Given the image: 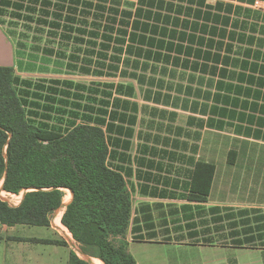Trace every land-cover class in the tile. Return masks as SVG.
Wrapping results in <instances>:
<instances>
[{
    "label": "crops",
    "instance_id": "0c3cea01",
    "mask_svg": "<svg viewBox=\"0 0 264 264\" xmlns=\"http://www.w3.org/2000/svg\"><path fill=\"white\" fill-rule=\"evenodd\" d=\"M6 1L0 16L12 15ZM88 1V16L62 13L73 29L0 22V67L15 69L28 120L104 131L131 195L137 264L152 248L166 264H264V0H105L103 29ZM199 164L215 169L207 194ZM5 178L0 200L17 208L28 191L6 192ZM64 202L48 227L0 220V264H69L71 252L104 264L76 246Z\"/></svg>",
    "mask_w": 264,
    "mask_h": 264
},
{
    "label": "trees",
    "instance_id": "16d2710c",
    "mask_svg": "<svg viewBox=\"0 0 264 264\" xmlns=\"http://www.w3.org/2000/svg\"><path fill=\"white\" fill-rule=\"evenodd\" d=\"M104 2L97 0L94 29H103ZM5 5L12 8L16 20L54 29L61 26L57 20L64 18L63 12L79 11L73 6H83L79 13L85 16L93 7L88 0H8ZM64 19L69 24L65 29H73L72 18ZM14 84L15 69L0 67V180L6 174V192H28L17 208L0 200L1 222L48 227L51 215L62 207L64 190H68L71 197L62 224L82 252L104 264H137L127 242L131 195L123 176L107 165L104 131L79 125L62 134L32 124ZM214 170L206 164L197 167V176L206 179L204 194L209 191ZM69 264L90 263L71 252Z\"/></svg>",
    "mask_w": 264,
    "mask_h": 264
},
{
    "label": "rangeland",
    "instance_id": "374dc122",
    "mask_svg": "<svg viewBox=\"0 0 264 264\" xmlns=\"http://www.w3.org/2000/svg\"><path fill=\"white\" fill-rule=\"evenodd\" d=\"M11 11H7L5 13V16H0V22L3 24L4 28L9 30V29H31L30 27L34 29H40L41 26L38 25H32L24 20H16L12 17ZM23 43V42H22ZM22 51V50H21ZM33 76V78H39L41 77L40 71L33 73L32 75L30 73H24L23 76ZM65 198L64 201L68 199L67 196V191L65 190ZM6 199L10 200L12 197L11 196H3ZM73 239V237H72ZM73 241V240H72ZM76 246L80 248V245L76 243ZM162 249L158 248H152V249H147L144 253V262L146 264H166L168 260V255L165 252H160Z\"/></svg>",
    "mask_w": 264,
    "mask_h": 264
},
{
    "label": "bare ground",
    "instance_id": "6f19581e",
    "mask_svg": "<svg viewBox=\"0 0 264 264\" xmlns=\"http://www.w3.org/2000/svg\"><path fill=\"white\" fill-rule=\"evenodd\" d=\"M65 198V197H64ZM66 208V201L64 202V208L63 209H65ZM86 257V256H85ZM89 257V256H88ZM87 257V258H88ZM90 258V257H89ZM98 261V260H97Z\"/></svg>",
    "mask_w": 264,
    "mask_h": 264
},
{
    "label": "water",
    "instance_id": "95a60500",
    "mask_svg": "<svg viewBox=\"0 0 264 264\" xmlns=\"http://www.w3.org/2000/svg\"><path fill=\"white\" fill-rule=\"evenodd\" d=\"M5 176H6V174H5Z\"/></svg>",
    "mask_w": 264,
    "mask_h": 264
}]
</instances>
